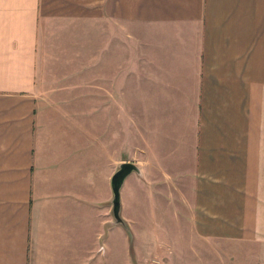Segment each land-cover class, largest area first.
Returning <instances> with one entry per match:
<instances>
[{
    "label": "crops",
    "instance_id": "0c3cea01",
    "mask_svg": "<svg viewBox=\"0 0 264 264\" xmlns=\"http://www.w3.org/2000/svg\"><path fill=\"white\" fill-rule=\"evenodd\" d=\"M125 111L121 218L264 264V0H0V264H123Z\"/></svg>",
    "mask_w": 264,
    "mask_h": 264
},
{
    "label": "rangeland",
    "instance_id": "374dc122",
    "mask_svg": "<svg viewBox=\"0 0 264 264\" xmlns=\"http://www.w3.org/2000/svg\"><path fill=\"white\" fill-rule=\"evenodd\" d=\"M93 109L95 106H92ZM131 118L132 115L130 111L124 112V151H123V161H129L134 163H138L142 165V155L137 152L139 150L138 146L141 144L139 141H132V132L131 131ZM132 139V140H131ZM136 151V152H135ZM142 153V152H141ZM142 171L146 174L147 169H142ZM134 172V171H131ZM128 175V174H127ZM133 174L128 176L127 181H130ZM136 187V186H134ZM128 184L127 182L124 185V201L123 203H128L127 209L131 215L137 214L138 219L141 221L140 224L131 220L128 217H125V224L128 228V233L126 230H123L124 234V247H123V264H185L183 263V257H187L189 259H200L203 260V264H235L234 257H228V252L222 250L220 247L212 244L211 242H189V246L186 248H179V242L177 241V237L179 234L172 232H159L154 234L151 232L148 233V224H147V214L150 205V200L153 199L149 197L147 192V188L144 187L142 189H134V195L131 197L130 202H128V193H127ZM133 194V191H132ZM157 203H161L159 197H157ZM166 203V202H165ZM120 213V210H119ZM128 214V211H127ZM136 216V215H135ZM141 216V218L139 217ZM144 219V221L142 220ZM121 229L118 227V232ZM121 233H119L120 236ZM160 242H156L154 237ZM150 240V242H149ZM119 243V239H118ZM194 244V245H192ZM186 246V243L184 244ZM197 245V246H196ZM188 249V253L187 252ZM115 251V249H114ZM118 264H121V250L120 246L118 248ZM182 258V259H180ZM209 261V263H207ZM190 264H202L200 262L194 261V263Z\"/></svg>",
    "mask_w": 264,
    "mask_h": 264
},
{
    "label": "water",
    "instance_id": "95a60500",
    "mask_svg": "<svg viewBox=\"0 0 264 264\" xmlns=\"http://www.w3.org/2000/svg\"><path fill=\"white\" fill-rule=\"evenodd\" d=\"M131 171L138 172L137 167L129 161L120 162L116 170L110 176V188L112 193L111 198V217L112 221L115 224L120 225L128 233V228L125 224V221L121 218L119 213V188L123 179Z\"/></svg>",
    "mask_w": 264,
    "mask_h": 264
}]
</instances>
